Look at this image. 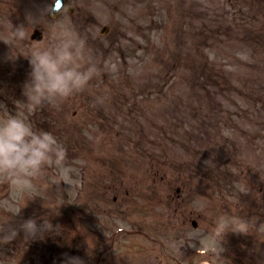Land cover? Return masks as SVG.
<instances>
[{"label":"rangeland","instance_id":"rangeland-1","mask_svg":"<svg viewBox=\"0 0 264 264\" xmlns=\"http://www.w3.org/2000/svg\"><path fill=\"white\" fill-rule=\"evenodd\" d=\"M55 1L0 0V264H264V0Z\"/></svg>","mask_w":264,"mask_h":264},{"label":"water","instance_id":"water-1","mask_svg":"<svg viewBox=\"0 0 264 264\" xmlns=\"http://www.w3.org/2000/svg\"><path fill=\"white\" fill-rule=\"evenodd\" d=\"M65 6H66L65 0H59L56 3V5L54 6L52 15L57 16L60 12H62V10L65 8ZM70 10L72 11L73 9L70 8Z\"/></svg>","mask_w":264,"mask_h":264}]
</instances>
